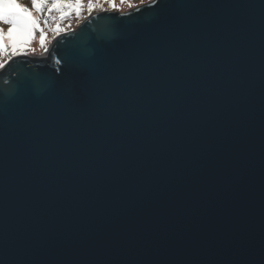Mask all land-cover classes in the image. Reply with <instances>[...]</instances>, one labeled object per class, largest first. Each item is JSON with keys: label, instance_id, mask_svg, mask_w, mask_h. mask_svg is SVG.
Returning a JSON list of instances; mask_svg holds the SVG:
<instances>
[{"label": "water", "instance_id": "1", "mask_svg": "<svg viewBox=\"0 0 264 264\" xmlns=\"http://www.w3.org/2000/svg\"><path fill=\"white\" fill-rule=\"evenodd\" d=\"M0 264H264V0L99 11L0 69Z\"/></svg>", "mask_w": 264, "mask_h": 264}, {"label": "rangeland", "instance_id": "2", "mask_svg": "<svg viewBox=\"0 0 264 264\" xmlns=\"http://www.w3.org/2000/svg\"><path fill=\"white\" fill-rule=\"evenodd\" d=\"M29 2V0H25ZM151 0H87L84 1L85 7L83 8L82 15L74 16L72 19L62 20L59 24L57 33L70 32L78 27L82 20L92 13L103 10L124 12L137 5L146 3ZM3 8V7H2ZM0 18L5 22H0V47L6 46V50L0 54V69H2L10 60L20 55H34L43 56L49 49L52 43V35L50 33L49 40L42 43L39 37L32 38L31 34H26L28 26L23 25L21 30L15 35H9L12 31V24L7 22L6 13H0ZM31 33V32H30ZM39 40V41H38Z\"/></svg>", "mask_w": 264, "mask_h": 264}, {"label": "trees", "instance_id": "3", "mask_svg": "<svg viewBox=\"0 0 264 264\" xmlns=\"http://www.w3.org/2000/svg\"><path fill=\"white\" fill-rule=\"evenodd\" d=\"M19 0V5L23 12L30 15L26 25V34H31L32 38L39 37L42 43L49 39L51 32H57L62 20L72 19L74 16L82 15L87 0ZM13 0H0V13H8L12 7ZM3 7V8H2ZM31 32V33H30ZM38 40V41H39ZM6 50V46L0 47V54Z\"/></svg>", "mask_w": 264, "mask_h": 264}, {"label": "snow or ice", "instance_id": "4", "mask_svg": "<svg viewBox=\"0 0 264 264\" xmlns=\"http://www.w3.org/2000/svg\"><path fill=\"white\" fill-rule=\"evenodd\" d=\"M6 16L7 22L13 25L12 31L9 33L12 36H15L21 30V27L27 23V20L30 19V15L23 12L20 7L19 0H13L12 7ZM0 22L5 21L3 18H0Z\"/></svg>", "mask_w": 264, "mask_h": 264}, {"label": "bare ground", "instance_id": "5", "mask_svg": "<svg viewBox=\"0 0 264 264\" xmlns=\"http://www.w3.org/2000/svg\"><path fill=\"white\" fill-rule=\"evenodd\" d=\"M98 12H99V11H98ZM57 35H58V33L55 32V33L52 35V37L55 38ZM43 56H44V55H43Z\"/></svg>", "mask_w": 264, "mask_h": 264}, {"label": "built area", "instance_id": "6", "mask_svg": "<svg viewBox=\"0 0 264 264\" xmlns=\"http://www.w3.org/2000/svg\"><path fill=\"white\" fill-rule=\"evenodd\" d=\"M102 10V9H101Z\"/></svg>", "mask_w": 264, "mask_h": 264}]
</instances>
